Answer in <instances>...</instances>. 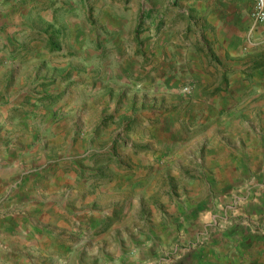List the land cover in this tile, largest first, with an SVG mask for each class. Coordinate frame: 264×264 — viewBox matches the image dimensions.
Returning <instances> with one entry per match:
<instances>
[{
	"label": "rangeland",
	"instance_id": "1",
	"mask_svg": "<svg viewBox=\"0 0 264 264\" xmlns=\"http://www.w3.org/2000/svg\"><path fill=\"white\" fill-rule=\"evenodd\" d=\"M250 9L0 0V264H264Z\"/></svg>",
	"mask_w": 264,
	"mask_h": 264
},
{
	"label": "built area",
	"instance_id": "2",
	"mask_svg": "<svg viewBox=\"0 0 264 264\" xmlns=\"http://www.w3.org/2000/svg\"><path fill=\"white\" fill-rule=\"evenodd\" d=\"M252 3L250 9V19L254 24H264V0H250ZM188 88H184L187 92Z\"/></svg>",
	"mask_w": 264,
	"mask_h": 264
},
{
	"label": "crops",
	"instance_id": "3",
	"mask_svg": "<svg viewBox=\"0 0 264 264\" xmlns=\"http://www.w3.org/2000/svg\"><path fill=\"white\" fill-rule=\"evenodd\" d=\"M250 1V0H249ZM250 5L252 6V3H251V1H250ZM185 10H187V9H185ZM228 45H230V44H228ZM225 48H226V51H228V52H232L233 50H232V48L231 47H233V46H229V47H226V46H224ZM222 67H224V68H227L226 66H222ZM222 67L220 68V66H218L217 65V70H219V69H222ZM227 69H229V68H227ZM230 74L231 73H229L228 71H226V73L224 74V76H226V78L228 77V76H230ZM221 76H223L222 75V73L220 74ZM233 75V74H232ZM232 79V78H231ZM262 203V202H261ZM262 204H264V199H263V203Z\"/></svg>",
	"mask_w": 264,
	"mask_h": 264
}]
</instances>
